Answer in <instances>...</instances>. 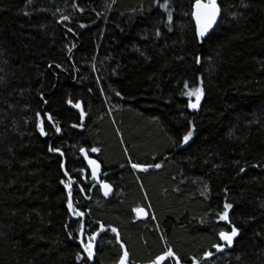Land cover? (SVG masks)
<instances>
[{
  "label": "trees",
  "instance_id": "trees-1",
  "mask_svg": "<svg viewBox=\"0 0 264 264\" xmlns=\"http://www.w3.org/2000/svg\"><path fill=\"white\" fill-rule=\"evenodd\" d=\"M217 2L199 41L194 0H169L171 22L156 0H0V264H91L80 241L93 231L94 264L124 248L151 264L166 247L180 264H264V0ZM69 177L84 218L67 208ZM233 225L229 246L218 234Z\"/></svg>",
  "mask_w": 264,
  "mask_h": 264
},
{
  "label": "snow or ice",
  "instance_id": "snow-or-ice-1",
  "mask_svg": "<svg viewBox=\"0 0 264 264\" xmlns=\"http://www.w3.org/2000/svg\"><path fill=\"white\" fill-rule=\"evenodd\" d=\"M114 2V0H113ZM157 4H158V8L162 9L164 13L167 14V20L169 22L172 21L173 19V15H172V10L170 8V3L169 0H163V3H160L159 0H156ZM81 11H83L81 9ZM221 14V7L218 4L217 0H194V3L192 4V11H191V16L192 18H194L195 20V33L198 39H200L201 41H203L204 39H210L211 38V30H213L214 25H216L217 23V18L220 16ZM63 20H67L68 17H62ZM69 31H71V29H69ZM159 34V33H157ZM196 62L199 63L200 62V58L197 57L196 58ZM185 88H188V84L187 82L185 83ZM185 95H187L188 97L192 98L194 97V101L192 99H189L188 102V107L191 109H196L199 107L200 105V101L201 98L203 96V88L200 86H196V87H192L189 91H187L186 93H184ZM117 96L120 95V93H116ZM69 103H71V101H69ZM77 108L80 107L79 104L75 105ZM37 116H39V113H37ZM83 112H81V119H83ZM48 119L50 120L51 117L49 116ZM41 133L43 134L44 130L41 127L40 128ZM56 132L60 131V128L57 127L55 129ZM192 136V131L189 130L187 132L186 135H184L183 137V141L187 142L189 140V138ZM50 152H56V153H60L61 156H63V153L61 152V150L59 148H49ZM81 153H85V158H87V153L86 150L84 148H81L79 150ZM92 152H98L99 149L97 148H92L91 149ZM88 164L91 166V177L94 180H98V173L100 170V164L94 160V159H88ZM161 165L160 164H154V165H149V166H145V165H141V164H137V163H133L131 164V167L133 169H143V170H147V167H156L159 168ZM61 168H64V165L61 164ZM241 171H244V169L242 168ZM65 176H68V172L67 170H65L64 172ZM62 184H65V181H61ZM72 178L69 177V182L67 184H65V187H67L69 189L68 191V200H67V208L69 211L73 212L74 215L83 218L85 213L84 212H78L74 207H73V202H72V192H71V188H72ZM99 183L101 185V187L105 190L104 194L108 195V192L111 190V186L107 183H105L102 180H99ZM81 191L83 190L82 188L80 189ZM232 207L231 204L225 203L224 204V211L219 215V219L223 220V221H228L229 217H228V209H230ZM135 211L138 214H146L144 212V209L142 208H136ZM153 219H155V217H152ZM80 228H79V232L80 235L83 236L84 233V223H83V219L78 221ZM101 229H103V225L101 224L99 226ZM112 232H116L115 228L111 229ZM238 229L233 225L230 229V231H220L219 232V238L222 241H225L227 243V245H232L233 243V238L236 237L238 235ZM98 233H96L95 231L92 232V234L88 237V243H84L83 239H81L80 243L83 245V251L84 253H86V260H91L93 257V243L92 241L95 239L96 235ZM69 236L71 237V233H69ZM214 248H216L218 251L221 250V248L223 247L220 244H215L213 245ZM212 253L211 252H206L204 253L205 257L211 256ZM127 257H128V253L127 251H125L123 253L122 256L119 257V261L118 264H127ZM79 258V255H78ZM173 260L174 264H180V258L177 256V254L172 250L171 247H166L165 250L157 255L152 261L151 264H164V262L166 260ZM194 264H199L198 261H195V258H193Z\"/></svg>",
  "mask_w": 264,
  "mask_h": 264
},
{
  "label": "water",
  "instance_id": "water-1",
  "mask_svg": "<svg viewBox=\"0 0 264 264\" xmlns=\"http://www.w3.org/2000/svg\"><path fill=\"white\" fill-rule=\"evenodd\" d=\"M221 16H222V12H221L220 16L217 18V23H216V25H214L213 30H211V34H212V33L215 31V29L217 28V26H218V24H219V22H220V20H221ZM193 22H194V24H195V20H194V18H193ZM204 40H206V39H204ZM199 41H201V40L199 39ZM48 117H49V115H47V119H48ZM48 121H49V122H52L51 119H50V120L48 119ZM86 153H87V152H86ZM51 154H55V155H59V156H61L60 153H51ZM81 156H82V158L86 161V163H87V167H88L90 173H91V166L88 164V159H94V160H96V161L100 164V162H99L97 159H95V158H93V157H90L88 153H87V158H85V153H81ZM63 165H64V168H65V165H66V161H65V160H64V162H63ZM101 171H102V167H101V164H100V170H99L98 176H99V174L101 173ZM94 182H96V186H100V188H101V192H102V195H103V197H104L105 199H111V198L115 195L114 188H113L109 183H107V184H109V185L111 186V190L108 192V195H105V194H104V191H105V190L101 187V185H100V183H99V180H94V179L92 178V180H91L90 183H94ZM72 186H73V183H72ZM71 189H72V188H71ZM68 191H69V190H68ZM144 212H145L146 214H137V216H138L139 219H141V220H145V219L148 218V213H147V211H146L145 209H144ZM71 213H72V216H74L73 212H71ZM83 218H84V217H83ZM84 227H85V226H84ZM113 233L116 235L118 242L121 243V235L119 234V231H117V229H116V232H113ZM80 238H82V236H80ZM125 251H126V248H124V252H125ZM221 251H222V249L219 250V252H221ZM91 264H94L93 258L91 259ZM127 264H129V257H127Z\"/></svg>",
  "mask_w": 264,
  "mask_h": 264
},
{
  "label": "rangeland",
  "instance_id": "rangeland-1",
  "mask_svg": "<svg viewBox=\"0 0 264 264\" xmlns=\"http://www.w3.org/2000/svg\"><path fill=\"white\" fill-rule=\"evenodd\" d=\"M201 101H202V98H201ZM201 101H200V103H201ZM199 108V107H198ZM198 108H196V109H198ZM196 109H191V110H196ZM192 137H193V135L189 138V140L187 141V142H184V146H187L188 144H189V142L191 141V139H192Z\"/></svg>",
  "mask_w": 264,
  "mask_h": 264
},
{
  "label": "flooded vegetation",
  "instance_id": "flooded-vegetation-1",
  "mask_svg": "<svg viewBox=\"0 0 264 264\" xmlns=\"http://www.w3.org/2000/svg\"><path fill=\"white\" fill-rule=\"evenodd\" d=\"M91 180H92V178H91ZM96 183V182H95Z\"/></svg>",
  "mask_w": 264,
  "mask_h": 264
}]
</instances>
